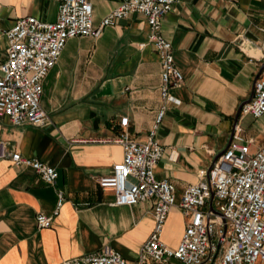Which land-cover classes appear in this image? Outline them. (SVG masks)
<instances>
[{
  "label": "crops",
  "instance_id": "1",
  "mask_svg": "<svg viewBox=\"0 0 264 264\" xmlns=\"http://www.w3.org/2000/svg\"><path fill=\"white\" fill-rule=\"evenodd\" d=\"M122 1L90 0L94 27ZM58 6L59 0H0V63L4 33L17 19L53 22ZM161 31L184 80L170 90L180 104L167 105L155 130L163 152L154 173L174 185L179 200L235 136L250 140L251 151L264 145V114L239 111L262 68L264 0H176ZM147 33L145 18L131 13L96 37L69 38L43 80L45 123L15 126L3 118L7 147L45 162L57 178L46 183L34 169L0 158V264H59L104 248L137 264L153 228L155 199L115 205L114 193L97 179L123 159L122 146L106 141L119 133L120 118H128L127 131L143 142L162 105L159 56L149 43L139 47ZM57 190L63 194L58 212L50 227L38 228L37 213L57 208ZM184 227V214L173 206L161 239L176 247Z\"/></svg>",
  "mask_w": 264,
  "mask_h": 264
},
{
  "label": "built area",
  "instance_id": "2",
  "mask_svg": "<svg viewBox=\"0 0 264 264\" xmlns=\"http://www.w3.org/2000/svg\"><path fill=\"white\" fill-rule=\"evenodd\" d=\"M176 0H124L94 27L90 0H59L57 17L45 22L34 16L21 17L5 31L6 60L0 63V133L3 118L11 125L42 126L47 114L40 98L43 80L57 62L66 41L75 36L100 34L131 13L141 14L147 24V42L159 56V93L162 105L147 139L135 140L127 131L128 118L119 120L120 130L106 141L120 144L121 162L113 164L108 175L97 181L114 193L115 205H133L154 198L153 228L141 246L137 264H264V145L251 151L250 140L238 135L215 159L201 170L199 180L188 184L176 199L175 187L156 179L154 168L163 147L154 138L168 104H180L170 93L183 83L174 63L173 48L161 31L162 20ZM261 71L254 81L251 100L240 113L255 118L264 114V39L260 46ZM86 142L87 139H77ZM8 157L15 166L34 169L46 183L54 185L55 169L36 157H23L9 149L0 136V158ZM57 208L51 215H36L38 228H47L57 214L63 194L57 190ZM211 200V201H210ZM178 206L185 216V227L176 247L167 245L161 233L168 213ZM59 264H128L110 248L63 260Z\"/></svg>",
  "mask_w": 264,
  "mask_h": 264
},
{
  "label": "water",
  "instance_id": "3",
  "mask_svg": "<svg viewBox=\"0 0 264 264\" xmlns=\"http://www.w3.org/2000/svg\"><path fill=\"white\" fill-rule=\"evenodd\" d=\"M248 101H250V100H248ZM242 106V105H241ZM241 106H240V109H241ZM240 111V110H239ZM239 113V112H238ZM211 201V200H210Z\"/></svg>",
  "mask_w": 264,
  "mask_h": 264
}]
</instances>
